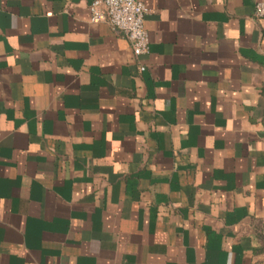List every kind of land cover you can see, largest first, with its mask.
Here are the masks:
<instances>
[{"label": "crops", "instance_id": "1", "mask_svg": "<svg viewBox=\"0 0 264 264\" xmlns=\"http://www.w3.org/2000/svg\"><path fill=\"white\" fill-rule=\"evenodd\" d=\"M91 1L0 0V264H264V0Z\"/></svg>", "mask_w": 264, "mask_h": 264}, {"label": "built area", "instance_id": "2", "mask_svg": "<svg viewBox=\"0 0 264 264\" xmlns=\"http://www.w3.org/2000/svg\"><path fill=\"white\" fill-rule=\"evenodd\" d=\"M88 10L91 23H106L111 30L122 33L134 57L147 52L149 36L144 24L147 10L142 0H92ZM254 11L257 17H264V2H258Z\"/></svg>", "mask_w": 264, "mask_h": 264}]
</instances>
